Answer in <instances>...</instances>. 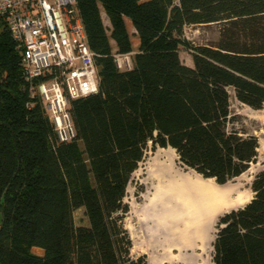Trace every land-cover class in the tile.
<instances>
[{
  "label": "trees",
  "instance_id": "16d2710c",
  "mask_svg": "<svg viewBox=\"0 0 264 264\" xmlns=\"http://www.w3.org/2000/svg\"><path fill=\"white\" fill-rule=\"evenodd\" d=\"M76 2L100 82L97 93L72 101L76 137L68 142L31 96L0 21V264H144L131 258L122 221L150 144L174 149L183 166L220 185L258 156V139L235 126L231 99L264 105V0ZM207 24H220L215 44L184 37L186 27ZM114 49L135 51L131 70L118 69ZM251 189L244 208L219 220L214 264H264V169ZM78 209L86 225L76 224Z\"/></svg>",
  "mask_w": 264,
  "mask_h": 264
},
{
  "label": "built area",
  "instance_id": "2783aa9c",
  "mask_svg": "<svg viewBox=\"0 0 264 264\" xmlns=\"http://www.w3.org/2000/svg\"><path fill=\"white\" fill-rule=\"evenodd\" d=\"M0 21L7 26L32 97H38L57 140L76 137L74 100L95 94L99 71L88 45L76 0H0ZM135 51L119 53V70L133 68Z\"/></svg>",
  "mask_w": 264,
  "mask_h": 264
},
{
  "label": "bare ground",
  "instance_id": "6f19581e",
  "mask_svg": "<svg viewBox=\"0 0 264 264\" xmlns=\"http://www.w3.org/2000/svg\"><path fill=\"white\" fill-rule=\"evenodd\" d=\"M260 149L262 147L258 151ZM172 150L157 149L143 168V182L148 188L142 205L133 207L132 212L137 215L147 238L144 250L170 260L173 250L181 254L188 242L190 248L201 251L194 256V264H214L209 253L216 237L217 220L232 210L244 208L253 195L229 182L220 185L194 170L186 171ZM245 174L254 175L255 170L249 169L240 177L244 178ZM252 175L247 180L249 184ZM134 235L132 233L131 237Z\"/></svg>",
  "mask_w": 264,
  "mask_h": 264
},
{
  "label": "rangeland",
  "instance_id": "374dc122",
  "mask_svg": "<svg viewBox=\"0 0 264 264\" xmlns=\"http://www.w3.org/2000/svg\"><path fill=\"white\" fill-rule=\"evenodd\" d=\"M102 16H103L105 25L109 27V21L105 13H102ZM128 29L132 36L131 39L133 42V49L136 50L138 48L139 40L137 36L133 33L130 22H128ZM219 33H220V24L194 25V26L186 27L185 32H184V37L188 41H190V43L193 46H198V45H205V44H215L219 38ZM179 55H180L181 61L185 65L187 64L193 65L192 55L189 50L185 48H181ZM231 112L237 118V120L235 121L236 128L239 129L241 132H243V135L255 136L258 139L259 147H262V149L258 151V156H257L256 161L253 162L249 167V169L255 170V174L254 175L245 174L244 178L239 176L237 178L230 180L229 183L234 186H238L240 191H243L247 194H252L254 196V193L251 189L253 179L259 172H261L264 169V105L261 109H253L249 107L248 105H245L239 102L233 96V93H232ZM169 148L170 147L164 148V149H169ZM157 149L159 150L161 148H157ZM157 149L154 151L151 148V144L149 145L148 150L146 152V156L144 157V160L139 164L138 168L132 174L131 181L127 187L126 195L124 198V203L128 205L129 210L123 218L122 225H123L124 230L127 232L131 240V243H132V246L130 249V256L134 260L143 259L144 264H194V261H193L194 256L200 255L201 251L197 248H194V250L190 248L188 242H185L186 247L184 248L181 254L177 250H173L172 258L171 257L169 258L170 260H168L167 258L164 259L160 256L149 254L148 252H145L144 250L145 249L144 245L147 241V238L144 237V230L142 229V226L138 220L137 215L132 212L133 211L132 209L133 207L141 206L143 203V196L145 195L147 188H148V186H146L147 184L143 182L145 178V175L143 174V168L145 166V162L148 160V158H150L157 151ZM173 151L174 150H172V152ZM174 152H175L174 155L178 157L176 151ZM177 160H178L179 165L182 168H184L186 171L192 170V169L187 168L186 166H183V164L179 160V157ZM251 175L253 176V179L251 183L249 184L248 178H250ZM221 217H219V219L216 222V225H215L216 230H218L219 220ZM75 221L77 225L87 224V218L84 216L83 209L76 210ZM132 233L135 234L133 238L131 237ZM212 247H213V244H212ZM34 252L41 253L39 249H34ZM209 255L211 258V262L213 263V248L210 251Z\"/></svg>",
  "mask_w": 264,
  "mask_h": 264
},
{
  "label": "crops",
  "instance_id": "0c3cea01",
  "mask_svg": "<svg viewBox=\"0 0 264 264\" xmlns=\"http://www.w3.org/2000/svg\"><path fill=\"white\" fill-rule=\"evenodd\" d=\"M130 24H131V23H130ZM131 28H132V30H133V33H135V30H134V28H133L132 25H131ZM192 64H193V61H192ZM187 66L193 67V65H189V64H187Z\"/></svg>",
  "mask_w": 264,
  "mask_h": 264
}]
</instances>
